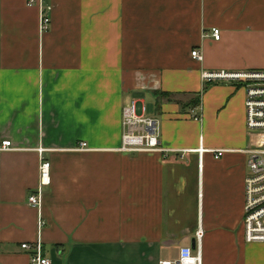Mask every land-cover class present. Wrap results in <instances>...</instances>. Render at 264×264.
<instances>
[{"label": "crops", "instance_id": "0c3cea01", "mask_svg": "<svg viewBox=\"0 0 264 264\" xmlns=\"http://www.w3.org/2000/svg\"><path fill=\"white\" fill-rule=\"evenodd\" d=\"M38 1L0 0V264L38 241L51 264H264L244 236L245 89L202 93L204 72L264 70V0ZM132 102L166 153L122 150Z\"/></svg>", "mask_w": 264, "mask_h": 264}, {"label": "built area", "instance_id": "2783aa9c", "mask_svg": "<svg viewBox=\"0 0 264 264\" xmlns=\"http://www.w3.org/2000/svg\"><path fill=\"white\" fill-rule=\"evenodd\" d=\"M29 7L40 6L38 0H29ZM49 10V9H48ZM51 19L41 8L40 33L49 30ZM212 37L219 41L221 32L212 31ZM192 58L202 61L203 55L199 50L192 52ZM204 83H232L245 89L246 130L249 138L248 174L245 178V207H244V236L249 244H264V70L246 71L239 73L204 72ZM145 111V108H144ZM122 150L130 153H166L160 141V128L156 119L139 116L136 103L132 102L124 109ZM196 120L199 118H195ZM81 145V149L86 148ZM12 143L6 141L0 146V151L12 150ZM201 155L204 151L201 150ZM216 159L221 158L225 151H210ZM39 187L37 194L29 197L30 206L40 208L42 205V188L51 183V163L41 159L39 166ZM22 249L29 253L30 264H51L44 254L41 241L36 244H23ZM160 264H202L201 255L185 248L180 252L177 261H164Z\"/></svg>", "mask_w": 264, "mask_h": 264}, {"label": "trees", "instance_id": "16d2710c", "mask_svg": "<svg viewBox=\"0 0 264 264\" xmlns=\"http://www.w3.org/2000/svg\"><path fill=\"white\" fill-rule=\"evenodd\" d=\"M208 87H209V85L207 84V85L204 87L202 93H204V92L208 89ZM202 93L199 94V95H197V98H198V99H197V102H196V104H195L194 106H198V105L200 104V97H201ZM162 96H164V97H169V96H171V95H169V94H162ZM188 107H190V105H189Z\"/></svg>", "mask_w": 264, "mask_h": 264}]
</instances>
